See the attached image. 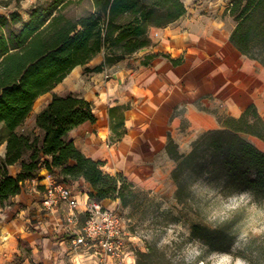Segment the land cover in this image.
<instances>
[{
	"label": "trees",
	"instance_id": "trees-1",
	"mask_svg": "<svg viewBox=\"0 0 264 264\" xmlns=\"http://www.w3.org/2000/svg\"><path fill=\"white\" fill-rule=\"evenodd\" d=\"M9 3V0H0ZM83 0H47L30 9L24 20L18 10L0 13V144L6 143L0 157V201L20 193L27 180L46 169L56 178L72 184L83 178L92 188L93 199L119 200L124 208L137 207L148 193L124 172L105 169L106 161L84 153L67 134L79 125L95 123L93 102L85 97L54 93L52 100L37 114L40 132H20L36 100L64 80L78 65L89 63L99 53L105 60L93 68L102 71L155 45L151 26H166L186 11L183 0H90L92 8L76 17L65 9ZM230 14L236 21L230 40L247 57L264 66V0H231ZM151 57V56H150ZM179 63L178 60H174ZM130 106L110 109L113 139L126 134L124 111ZM219 126L202 132L187 153L180 152L170 138L167 151L176 165L172 178L178 203L194 199V184L203 181L223 196L250 192L257 202L264 201V150L249 139L264 141V118L251 103L240 115H218ZM20 164L16 175L9 166ZM169 212V209L165 210ZM190 236L210 252L230 251L235 234L224 226L202 222L191 225ZM252 264L251 255L241 253ZM137 264H199L174 261L164 249L148 242L137 249Z\"/></svg>",
	"mask_w": 264,
	"mask_h": 264
},
{
	"label": "crops",
	"instance_id": "crops-1",
	"mask_svg": "<svg viewBox=\"0 0 264 264\" xmlns=\"http://www.w3.org/2000/svg\"><path fill=\"white\" fill-rule=\"evenodd\" d=\"M183 1L187 11L182 17L166 26L150 27L155 45L135 52L138 61L132 55L95 71L93 68L105 60L102 52L89 63L76 66L52 91L36 100L18 131L42 132L36 117L54 93L85 97L93 102L97 121L79 125L66 138L74 140L88 156L106 161L105 167L113 160L119 165L117 172L136 179L147 175L145 180L150 182L162 173V157L168 159L170 172L176 165L167 151L170 138L180 152L187 153L202 132L219 126L209 110L217 101L229 104L236 111L234 115H240L251 103L257 105V100L264 101V66L242 54L230 40L236 25L226 7V1L231 0ZM107 70L114 71L113 78L102 77ZM132 96L138 101L133 107L128 103ZM127 105V132L115 141L110 109ZM26 124H30L28 130H24ZM183 124L193 131L185 137L181 132ZM100 131L107 132L109 140L100 137ZM5 151L4 142L0 144V157ZM9 169L16 175L20 164L10 165ZM48 174V170L41 169L38 177L26 181L20 193L4 204L0 201V264H136L139 239L130 232L126 239L128 253L122 260L101 263L92 250L73 244V237L86 219L92 188L83 178L70 184L79 206L76 221L69 223L66 203L50 212L42 206ZM101 201L116 210L121 205L119 200Z\"/></svg>",
	"mask_w": 264,
	"mask_h": 264
},
{
	"label": "rangeland",
	"instance_id": "rangeland-1",
	"mask_svg": "<svg viewBox=\"0 0 264 264\" xmlns=\"http://www.w3.org/2000/svg\"><path fill=\"white\" fill-rule=\"evenodd\" d=\"M43 1L47 0H9V3L0 1V13L18 10L26 20L33 5ZM91 8V1L83 0L70 3L65 12L69 16L76 17ZM132 57L134 61L139 60L138 54ZM112 72L114 71L107 70L102 77L111 79L113 78ZM128 103L133 107L138 101L132 96ZM256 106L264 118V101L257 100ZM209 110L217 119L220 114L234 115L236 112L225 101H217L216 105ZM29 127L30 124H26L24 130H28ZM2 130L3 126L0 123V135ZM181 132L185 137L193 131L188 130V126L183 124ZM99 135L109 140L107 132L100 131ZM249 139L264 150L263 140L254 136H249ZM161 162L162 173L150 182L145 180L147 175L136 179L125 172L131 180L148 193V198L141 199L135 208H124L122 205L117 208L125 220L128 231L139 239L136 251L137 249L146 250L148 242H151L160 249H164L175 262L194 263L197 257L201 256L205 258L206 264L220 262L223 264H252L242 256L241 253H243L253 256L257 264H264V201L257 202L253 195L246 191L232 196H223L203 181H197L194 184V199L178 203L175 198L176 184L172 178V172L168 170L170 169L168 159L162 157ZM118 166L111 160L105 168L108 172L115 174ZM76 186L83 188V185ZM166 209H169V212H166ZM194 222H202L211 227L224 226L235 234L234 246L227 252H210L201 241L190 236L191 225Z\"/></svg>",
	"mask_w": 264,
	"mask_h": 264
},
{
	"label": "built area",
	"instance_id": "built-area-1",
	"mask_svg": "<svg viewBox=\"0 0 264 264\" xmlns=\"http://www.w3.org/2000/svg\"><path fill=\"white\" fill-rule=\"evenodd\" d=\"M231 1L226 3L229 10ZM42 206L50 212L59 204L66 203L69 207L67 220L69 223L76 221V209L79 200L73 187L56 178L52 174L46 176ZM34 185V189L36 186ZM129 231L124 218L116 209L105 206L99 199H90L86 203V219L81 231L73 237L75 246H83L96 253L101 263L109 259L122 260L128 253L127 237Z\"/></svg>",
	"mask_w": 264,
	"mask_h": 264
},
{
	"label": "bare ground",
	"instance_id": "bare-ground-1",
	"mask_svg": "<svg viewBox=\"0 0 264 264\" xmlns=\"http://www.w3.org/2000/svg\"><path fill=\"white\" fill-rule=\"evenodd\" d=\"M103 135L105 134V133H102ZM199 264H206L204 261H201ZM217 264H223V263H217Z\"/></svg>",
	"mask_w": 264,
	"mask_h": 264
}]
</instances>
